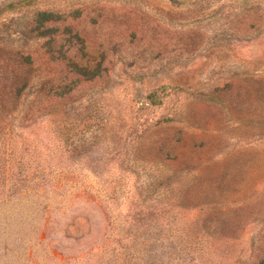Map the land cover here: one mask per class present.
I'll use <instances>...</instances> for the list:
<instances>
[{
	"label": "rangeland",
	"instance_id": "obj_1",
	"mask_svg": "<svg viewBox=\"0 0 264 264\" xmlns=\"http://www.w3.org/2000/svg\"><path fill=\"white\" fill-rule=\"evenodd\" d=\"M0 264H264V0H0Z\"/></svg>",
	"mask_w": 264,
	"mask_h": 264
}]
</instances>
